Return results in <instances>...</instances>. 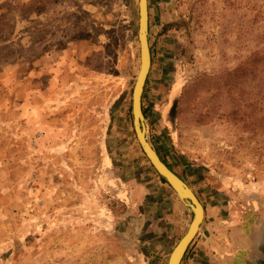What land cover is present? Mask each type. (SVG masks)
Wrapping results in <instances>:
<instances>
[{
    "label": "rangeland",
    "instance_id": "obj_1",
    "mask_svg": "<svg viewBox=\"0 0 264 264\" xmlns=\"http://www.w3.org/2000/svg\"><path fill=\"white\" fill-rule=\"evenodd\" d=\"M148 12L149 140L203 206L263 223L264 0ZM140 64L139 0H0V264H168L194 211L159 216Z\"/></svg>",
    "mask_w": 264,
    "mask_h": 264
},
{
    "label": "crops",
    "instance_id": "obj_2",
    "mask_svg": "<svg viewBox=\"0 0 264 264\" xmlns=\"http://www.w3.org/2000/svg\"><path fill=\"white\" fill-rule=\"evenodd\" d=\"M160 186L163 194L158 198L159 216L167 220L168 230L179 231L192 217L193 209L175 191L168 190L167 183ZM204 209L205 217L193 249L189 256L186 252L181 264L186 259V264H264V221L246 229L221 216L217 207Z\"/></svg>",
    "mask_w": 264,
    "mask_h": 264
},
{
    "label": "water",
    "instance_id": "obj_3",
    "mask_svg": "<svg viewBox=\"0 0 264 264\" xmlns=\"http://www.w3.org/2000/svg\"><path fill=\"white\" fill-rule=\"evenodd\" d=\"M149 12L148 0H139V41L141 64L139 74L133 89L132 112L134 117V128L138 141L156 171L162 175L174 191L193 209L194 219L187 232L180 239L170 254L168 264H181L186 251L197 235L200 225L205 217L204 206L188 183L180 177L167 163H165L156 151L147 136L145 126V115L143 111V93L146 80L151 68L152 56L148 39Z\"/></svg>",
    "mask_w": 264,
    "mask_h": 264
},
{
    "label": "trees",
    "instance_id": "obj_4",
    "mask_svg": "<svg viewBox=\"0 0 264 264\" xmlns=\"http://www.w3.org/2000/svg\"><path fill=\"white\" fill-rule=\"evenodd\" d=\"M144 96V95H143ZM143 111H144V114L146 115V113H147V111H146V108H144V105H143ZM156 151L158 152V150H157V148H156ZM159 153V152H158ZM159 155L161 156V158H162V160L165 162V163H167V165L171 168V169H173L172 168V166L168 163V161L159 153ZM158 176H159V178L163 181V182H165V183H168L167 181H166V179L162 176V175H160L159 173H158ZM186 255V254H185ZM185 257V256H184Z\"/></svg>",
    "mask_w": 264,
    "mask_h": 264
},
{
    "label": "bare ground",
    "instance_id": "obj_5",
    "mask_svg": "<svg viewBox=\"0 0 264 264\" xmlns=\"http://www.w3.org/2000/svg\"><path fill=\"white\" fill-rule=\"evenodd\" d=\"M185 201V200H184Z\"/></svg>",
    "mask_w": 264,
    "mask_h": 264
}]
</instances>
